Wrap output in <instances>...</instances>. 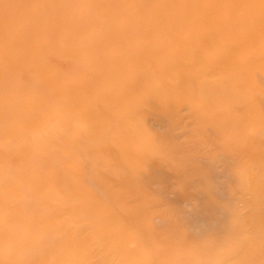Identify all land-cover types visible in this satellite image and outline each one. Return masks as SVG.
Returning a JSON list of instances; mask_svg holds the SVG:
<instances>
[{
  "label": "rangeland",
  "instance_id": "obj_1",
  "mask_svg": "<svg viewBox=\"0 0 264 264\" xmlns=\"http://www.w3.org/2000/svg\"><path fill=\"white\" fill-rule=\"evenodd\" d=\"M0 264H264V0H0Z\"/></svg>",
  "mask_w": 264,
  "mask_h": 264
}]
</instances>
